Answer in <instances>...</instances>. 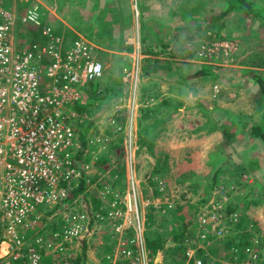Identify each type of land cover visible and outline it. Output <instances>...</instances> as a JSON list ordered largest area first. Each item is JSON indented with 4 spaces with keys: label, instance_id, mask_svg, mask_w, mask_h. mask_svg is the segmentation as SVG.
I'll list each match as a JSON object with an SVG mask.
<instances>
[{
    "label": "rangeland",
    "instance_id": "374dc122",
    "mask_svg": "<svg viewBox=\"0 0 264 264\" xmlns=\"http://www.w3.org/2000/svg\"><path fill=\"white\" fill-rule=\"evenodd\" d=\"M3 2L19 15L37 7L45 14L41 22L47 16L42 24L65 22L111 48L98 54L101 77L80 89V112L88 116L80 127L90 125L84 137L79 134L83 128L78 131L83 161L75 163L82 175L68 185L72 196L54 208L38 209L42 222L54 226L68 220L67 215L74 221L76 211L90 224L68 246L75 250L71 264H111L114 259L124 264H228L236 256L246 259V247L261 252L264 264V139L252 135V127L264 130V98L243 72L255 69L264 77V23L234 12L211 20L226 9L225 0ZM111 22L117 27L110 35L112 45L103 40ZM13 36L15 42H30L31 36L44 41L38 30L21 21ZM139 36L141 46L160 53L142 58L137 83L125 84L123 68L131 58L123 47ZM217 39H233L235 52L224 60L220 55L214 62L205 60L199 45ZM203 66L215 68L217 77L195 76ZM119 91L120 96L109 97ZM81 181L84 190L76 192ZM218 184L223 185L221 216L205 239L200 214L213 204ZM82 219L78 223L84 231ZM40 228L35 231L47 230ZM157 234L167 239L151 256L147 241ZM175 236L181 243L174 242ZM8 252L2 243L3 264H16Z\"/></svg>",
    "mask_w": 264,
    "mask_h": 264
},
{
    "label": "built area",
    "instance_id": "2783aa9c",
    "mask_svg": "<svg viewBox=\"0 0 264 264\" xmlns=\"http://www.w3.org/2000/svg\"><path fill=\"white\" fill-rule=\"evenodd\" d=\"M55 9L56 3L50 11ZM42 14L33 7L19 15L0 0V251L6 243L7 254L11 249L16 264H71L75 250L68 246L81 239L90 224L84 215L78 218L76 211L74 221L69 220L72 214H66L68 220L62 218L63 223L49 230L52 223L42 222L38 209L60 205L72 194L71 180L82 175L75 162L83 161V144L77 140L80 124L88 116L72 107L83 97L80 89L86 90L101 77L103 65L98 57L101 50L92 41L78 36L66 42L63 35L42 24ZM18 21L40 29L44 41L15 42ZM236 46L233 40L217 39L198 48L201 57L214 62L217 55L220 60L230 58ZM127 56L131 63L123 68L122 79L135 85L139 62L145 56L138 43ZM131 98L135 103L136 97ZM109 119L115 123L114 118ZM61 183L67 186L59 187ZM222 188V184L213 188L217 197L200 214L205 239L221 216ZM79 219L84 220V231ZM37 225L49 231H35ZM245 253L246 259L237 260L236 256L228 264H261V252L246 247ZM3 260L0 255V264ZM111 264L124 262L114 259Z\"/></svg>",
    "mask_w": 264,
    "mask_h": 264
},
{
    "label": "trees",
    "instance_id": "16d2710c",
    "mask_svg": "<svg viewBox=\"0 0 264 264\" xmlns=\"http://www.w3.org/2000/svg\"><path fill=\"white\" fill-rule=\"evenodd\" d=\"M227 2V7L226 9H224V11H222L220 13V15H214L211 20H217L216 18H223L225 17L228 13H231V12H234V13H241V14H244V15H249V16H253L255 18H258L260 19L263 23H264V7H262V5H260L259 3H257L256 1L254 0H225ZM45 14H43V17H44ZM43 17H42V23L43 22H46L47 20V16L45 18V20H43ZM51 26V22H48ZM48 24V25H49ZM59 28V30L56 28ZM52 29H53V32L58 34V35H63L66 39L67 38H70V37H74V39L76 38V35L75 34H72V32L67 29L62 23L60 22H56V24H54L53 26H51ZM39 31V35H41L40 33V29H37ZM69 34V35H68ZM70 35H73V36H70ZM32 37V36H31ZM30 37V39L32 41H37V39H32ZM217 37H220L219 39H225L224 37L222 36H217ZM104 40H109L107 37L105 39V36L103 38ZM68 41H70V39H67ZM145 40V39H143ZM229 40H233V39H229ZM130 47L128 48V51H129ZM141 51L144 55H151V56H157L159 53H160V50H155L154 48H150V47H145L144 45L141 46ZM181 54V53H180ZM215 68H212V67H208V66H203L200 70V72L196 73L195 76H199V75H203V74H207V75H210V77H212L213 79L217 77V75L215 74ZM246 74L249 75V77H253V79H255V81L257 82L258 84V89L261 93V95L263 96L264 98V77L261 75L260 72L256 71L255 69H250V70H247V72H245ZM120 91L117 92V93H113L112 95H109V97H112V96H120ZM77 106V109H81L82 105L81 104H78L76 105ZM90 126L89 124L85 127H81V129L83 128V131L80 132L81 134V137H84V133L86 132V129L87 127ZM85 128V129H84ZM260 127L258 126H255V127H252V135L254 136H259L261 135L262 138L264 139V130L260 131ZM214 178H216V174L214 175ZM213 186V185H211ZM84 187H85V184L81 181V185L79 186V188H77L75 191L76 192H83L84 190ZM214 187V186H213ZM212 187V188H213ZM211 188V189H212ZM73 194V193H72ZM71 195H68V196H72ZM69 198V197H68ZM67 198V199H68ZM66 200V199H65ZM54 228V224L51 225V229ZM166 237L162 234H157V237L155 238H152L150 239L149 241H147V249L149 250V254H155L157 253L159 250H162L164 248V245H165V242H166ZM174 239L176 241L174 242H178V243H181V241H177V236L174 237ZM245 244V243H244ZM242 243L241 248H244L242 247L244 245ZM237 245V244H236ZM183 249V247H181ZM240 248V247H239ZM240 248V249H241ZM243 249H241L240 252H243L242 251ZM184 251V249H183Z\"/></svg>",
    "mask_w": 264,
    "mask_h": 264
},
{
    "label": "crops",
    "instance_id": "0c3cea01",
    "mask_svg": "<svg viewBox=\"0 0 264 264\" xmlns=\"http://www.w3.org/2000/svg\"><path fill=\"white\" fill-rule=\"evenodd\" d=\"M254 1H256L257 3H259L260 5H262V7H264V0H254ZM204 4L205 3H201L200 4V6H204ZM210 13H211V11H210ZM213 13V12H212ZM193 15H195V13H193ZM212 18V16H210V19ZM200 19V18H199ZM197 21H200V20H197ZM63 24H65V22L63 23ZM67 29H69L70 31H72V33H74V34H76V38L78 37V36H86L87 37V39L91 42V43H93L95 46H96V48L98 49V51L99 50H101V51H103L105 54L106 53H109V50L111 49V48H107V47H105V46H103L102 44H101V40L99 39V40H97V39H94V37H95V35H94V37H92V36H90L88 33H85L84 31H76V30H72L71 29V27H70V25L68 26V24L67 25H64ZM106 29V31L104 32V34H103V38H104V36L105 37H107L109 40H111V45H112V38H111V36L110 35H112L113 36V34L116 32V29H117V27H116V23L115 22H111L110 23V25H108V27L107 28H105ZM107 33V34H106ZM138 33H140V28H138ZM208 33V32H207ZM92 35H93V33H92ZM139 35V34H138ZM115 36V35H114ZM65 38V37H64ZM113 38H115V37H113ZM67 39H70V41L72 40V39H74V38H72V37H70V38H67ZM66 38H65V41L67 42L68 40H67ZM97 40V41H96ZM104 40V39H103ZM138 41V42H137ZM37 42H40V41H38L37 40ZM137 43H138V46H139V49H141V45H140V36H139V38H137V40H136V42H132L131 44L130 43H128V44H130V45H128V46H124L123 47V51H125L123 54L125 55V56H127V54L129 53V52H132V50H134V48L137 46ZM115 45L117 46V41L115 40ZM115 46V47H116ZM130 47V49H129V51H128V48ZM114 50V49H113ZM100 51V52H101ZM145 57L144 58H147V57H150L151 55H144ZM128 57V56H127ZM152 57H155V56H152ZM129 58V57H128ZM260 67V66H259ZM256 68H258V67H256ZM258 69H261V67L260 68H258ZM243 72L245 73V72H247L246 70H243ZM249 76V75H248ZM252 79V82H253V90L254 91H259V89H258V84H257V82L255 81V79H253V77L251 78ZM260 92V91H259Z\"/></svg>",
    "mask_w": 264,
    "mask_h": 264
}]
</instances>
